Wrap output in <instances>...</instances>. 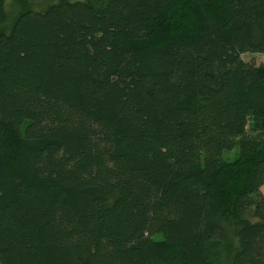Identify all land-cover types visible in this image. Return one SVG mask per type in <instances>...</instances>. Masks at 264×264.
Wrapping results in <instances>:
<instances>
[{
    "label": "trees",
    "instance_id": "16d2710c",
    "mask_svg": "<svg viewBox=\"0 0 264 264\" xmlns=\"http://www.w3.org/2000/svg\"><path fill=\"white\" fill-rule=\"evenodd\" d=\"M244 52L264 54V0L23 8L0 31V264H264Z\"/></svg>",
    "mask_w": 264,
    "mask_h": 264
},
{
    "label": "rangeland",
    "instance_id": "374dc122",
    "mask_svg": "<svg viewBox=\"0 0 264 264\" xmlns=\"http://www.w3.org/2000/svg\"><path fill=\"white\" fill-rule=\"evenodd\" d=\"M55 0H3L4 19L0 23V31H8L14 18L23 8H30L33 10L42 9ZM241 58L246 62L259 64L264 62V54L259 52H244ZM235 155V150L225 153L228 159H232ZM264 195V187H261ZM228 238L232 239V230L228 227Z\"/></svg>",
    "mask_w": 264,
    "mask_h": 264
}]
</instances>
